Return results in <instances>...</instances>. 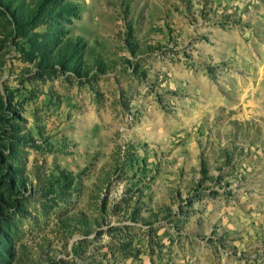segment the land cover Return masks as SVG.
I'll return each instance as SVG.
<instances>
[{"label":"rangeland","instance_id":"1","mask_svg":"<svg viewBox=\"0 0 264 264\" xmlns=\"http://www.w3.org/2000/svg\"><path fill=\"white\" fill-rule=\"evenodd\" d=\"M0 264H264V0H0Z\"/></svg>","mask_w":264,"mask_h":264}]
</instances>
